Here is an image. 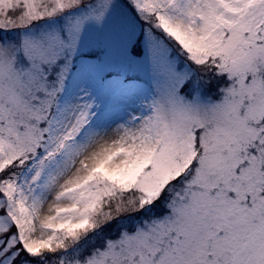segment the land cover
Listing matches in <instances>:
<instances>
[{
    "label": "snow or ice",
    "instance_id": "6c2138e0",
    "mask_svg": "<svg viewBox=\"0 0 264 264\" xmlns=\"http://www.w3.org/2000/svg\"><path fill=\"white\" fill-rule=\"evenodd\" d=\"M0 264H264V0H0Z\"/></svg>",
    "mask_w": 264,
    "mask_h": 264
},
{
    "label": "rangeland",
    "instance_id": "374dc122",
    "mask_svg": "<svg viewBox=\"0 0 264 264\" xmlns=\"http://www.w3.org/2000/svg\"><path fill=\"white\" fill-rule=\"evenodd\" d=\"M181 70H183V69H181ZM155 89V86L153 85V90Z\"/></svg>",
    "mask_w": 264,
    "mask_h": 264
}]
</instances>
